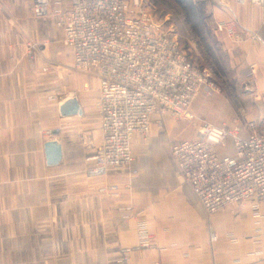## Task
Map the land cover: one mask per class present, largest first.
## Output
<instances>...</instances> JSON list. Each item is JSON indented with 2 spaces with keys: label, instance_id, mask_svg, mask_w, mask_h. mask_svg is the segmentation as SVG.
Here are the masks:
<instances>
[{
  "label": "crops",
  "instance_id": "obj_1",
  "mask_svg": "<svg viewBox=\"0 0 264 264\" xmlns=\"http://www.w3.org/2000/svg\"><path fill=\"white\" fill-rule=\"evenodd\" d=\"M217 2L235 33L220 35L232 63L255 65L264 90V6ZM0 69V264H264V218L253 201L206 211L175 183L170 145L152 153L143 145L133 167L86 176L103 144L101 82L75 67L55 14L37 16L32 0H0ZM73 98L83 113L63 116ZM58 151L64 160L50 165ZM158 174L165 190L154 192L145 177ZM112 184L119 197L102 192Z\"/></svg>",
  "mask_w": 264,
  "mask_h": 264
},
{
  "label": "built area",
  "instance_id": "obj_2",
  "mask_svg": "<svg viewBox=\"0 0 264 264\" xmlns=\"http://www.w3.org/2000/svg\"><path fill=\"white\" fill-rule=\"evenodd\" d=\"M254 1L264 6V0ZM33 4L37 16L58 17L75 67L99 75L103 144L92 159V177L129 166L134 137L147 134L154 118L187 117L209 82L206 69L191 60L173 32L141 0H33ZM226 11L218 6L213 18L220 30L235 34ZM209 132L173 148L179 180L192 185L209 212L250 200L262 220L264 121L250 122L247 137L231 132L233 151L226 156L218 146L226 144L229 133ZM109 190L116 189L107 186L102 191Z\"/></svg>",
  "mask_w": 264,
  "mask_h": 264
},
{
  "label": "rangeland",
  "instance_id": "obj_3",
  "mask_svg": "<svg viewBox=\"0 0 264 264\" xmlns=\"http://www.w3.org/2000/svg\"><path fill=\"white\" fill-rule=\"evenodd\" d=\"M141 2L151 10L166 29L173 32L191 60L201 69H206L209 82L194 101L187 117H157L152 120L149 133L139 134L132 144L133 162L126 168L133 167L137 159L135 152L141 151L143 145H151V148L147 150L148 153H152L154 145L156 147L159 146L158 144L170 145V149L167 147L168 158L172 166L170 171L174 172L176 169L175 183L191 188L195 194L190 183H182L179 180L180 167L174 156L173 148L183 141L210 134L209 130H224L229 134L226 144L219 145L218 151L223 153V156L230 155L228 153L232 149L230 133L238 131L241 136L247 137L248 124L251 119H257L258 123L264 121V103L262 102L264 90L256 84L257 76L252 70L253 65L233 64L230 54L224 48L220 36L224 30L218 28L213 18L214 10L218 7L217 0H141ZM62 8H65L64 4ZM52 15L51 13L49 16ZM87 73L99 78V75L93 71ZM150 158L152 163L159 164L158 159L160 158L157 152ZM92 159L85 172L88 178H92L90 175ZM145 178H148L147 183L152 191L165 190V180L161 174ZM140 185H142L141 181L138 184L136 182V186ZM111 187L116 190L102 192L119 197L118 185L112 184ZM199 203L204 208L200 200ZM249 203L250 200H246L228 207H248ZM127 218L130 219L129 216ZM258 219L260 220V217ZM147 233L144 230L141 233L142 243L145 245L148 244ZM130 251V248L125 250L124 258Z\"/></svg>",
  "mask_w": 264,
  "mask_h": 264
},
{
  "label": "water",
  "instance_id": "obj_4",
  "mask_svg": "<svg viewBox=\"0 0 264 264\" xmlns=\"http://www.w3.org/2000/svg\"><path fill=\"white\" fill-rule=\"evenodd\" d=\"M61 113L63 116L81 115L83 113L79 101L76 98L70 99L61 105ZM48 163L50 165H57L64 160L62 151H58L52 155H48Z\"/></svg>",
  "mask_w": 264,
  "mask_h": 264
},
{
  "label": "bare ground",
  "instance_id": "obj_5",
  "mask_svg": "<svg viewBox=\"0 0 264 264\" xmlns=\"http://www.w3.org/2000/svg\"><path fill=\"white\" fill-rule=\"evenodd\" d=\"M33 1V0H32ZM33 6H34V4H33ZM36 10H35V6H34V12H35ZM35 14H36V12H35ZM37 15V14H36ZM64 41H65V39H64ZM66 43V42H65ZM67 45V44H66ZM68 46V45H67ZM69 47V46H68ZM69 49L71 50V48L69 47ZM71 52H72V50H71ZM73 56V55H72ZM100 112V111H99ZM100 117H101V115H100ZM151 128V127H150ZM101 130H102V123H101ZM150 131V130H149ZM149 133V132H148ZM102 134H103V131H102ZM139 134H137L135 137H134V139H133V143H134V141H135V139H136V137L138 136ZM98 153V152H97ZM97 153L93 156V157H95L96 155H97ZM92 157V158H93ZM93 164V163H92ZM91 167H92V165H91ZM124 168H126V167H124ZM124 168H121V169H124ZM112 170H120V169H111L110 171H112ZM109 171V172H110ZM108 174H106V175H96V176H93L94 178H103V177H106ZM111 185H109V187H110ZM103 189H105V186L103 187V188H101V190H103ZM109 191H113V190H109ZM108 191V192H109Z\"/></svg>",
  "mask_w": 264,
  "mask_h": 264
},
{
  "label": "trees",
  "instance_id": "obj_6",
  "mask_svg": "<svg viewBox=\"0 0 264 264\" xmlns=\"http://www.w3.org/2000/svg\"><path fill=\"white\" fill-rule=\"evenodd\" d=\"M232 149H231V151H229L228 153H231L232 152V150H233V143H232ZM230 150V149H229ZM221 154H223V153H221ZM224 154H227V153H224Z\"/></svg>",
  "mask_w": 264,
  "mask_h": 264
}]
</instances>
